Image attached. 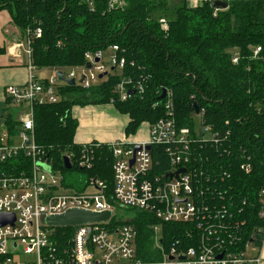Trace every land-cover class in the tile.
<instances>
[{
    "label": "trees",
    "instance_id": "trees-1",
    "mask_svg": "<svg viewBox=\"0 0 264 264\" xmlns=\"http://www.w3.org/2000/svg\"><path fill=\"white\" fill-rule=\"evenodd\" d=\"M124 1L122 7L109 9L108 0H94L93 6L86 0H0V11L8 10L25 35L27 30L42 29L30 42L36 70L83 66L87 51H105L110 45H117L119 57L127 61L121 76L109 75L88 88L65 84L58 102L35 104L37 145L61 170L64 185L80 191L98 178L107 183L110 195L114 186L111 144L85 143L92 145V163L80 166L84 143L75 140L78 120L73 107L111 102L129 115L125 131L131 135L143 123L151 125L164 116L161 95L164 89H171L180 125L195 129L197 101L204 123L220 133L218 142L193 144L202 145L203 160L197 159L196 168L202 167L204 178L209 176L206 173L215 175L217 179L210 185L226 191V197L243 207L240 217L247 223L246 238L255 232L256 245L262 247L259 192L264 183V59L254 57V49L264 46V0H229L226 9H215L209 1ZM237 52L239 62L235 64L232 59ZM125 76L140 80L144 89L121 100L114 87ZM5 127L13 142L22 121L8 115ZM2 132L0 128V138ZM152 153L155 171L162 175L169 167L164 149L153 145ZM66 155L72 162L70 169L64 165ZM245 162L251 164L249 172L241 168ZM31 168L32 160L24 150L0 163V171L17 175ZM114 205L117 218L118 214L130 218H114L111 223L135 226L138 249L145 258L158 255L152 228L156 224L161 225L165 246L178 238L185 245L193 243L188 235L190 223L162 222L151 212ZM73 231L72 227H55V240L64 243Z\"/></svg>",
    "mask_w": 264,
    "mask_h": 264
},
{
    "label": "built area",
    "instance_id": "built-area-1",
    "mask_svg": "<svg viewBox=\"0 0 264 264\" xmlns=\"http://www.w3.org/2000/svg\"><path fill=\"white\" fill-rule=\"evenodd\" d=\"M86 1L94 5V0ZM188 1L201 4L213 0ZM124 4V0H108L109 9ZM41 33L40 27L33 33L27 30V81L8 85L5 89L6 96L16 105H25L27 111L13 142L9 141L7 131L2 132L0 163L24 150L32 160V168L28 173L18 175L0 171V214L15 215L14 223L0 224V264H262L261 247L256 245L255 232L251 233L250 239L246 238L247 223L240 217L243 207L239 208L234 198L226 197V191L218 190L213 184L212 188L210 181L215 175L206 173L209 176L204 178L202 167L196 168L197 159L203 160L202 145L198 148L193 144L218 142L220 133L204 123L202 110L197 114L194 130L180 125L171 89H166L163 97L164 116L150 125L149 140L110 143L114 156V186L110 195L107 183L98 178H93L80 191L63 184L61 170L54 166L35 139L34 105L58 102L61 86L67 84L59 80L58 69L53 70L49 77L41 79L37 76L30 42L31 36H40ZM118 50L117 45H110L105 51H87L86 64L91 62V67H86V64L72 67L63 71L64 75L75 78L77 84L86 88L108 79L109 75L121 76L127 61L119 57ZM263 52L264 46L257 45L254 57L264 59ZM232 61L235 64L239 62L238 52ZM104 73L106 75L100 78ZM143 89L140 80L126 76L114 87L121 100L129 98L130 90ZM153 145L162 147L167 157L169 167L162 175L155 171L157 163L152 153ZM136 146L140 148L136 150ZM89 148L92 145H83L80 166L92 163ZM181 168L185 171L176 174ZM241 168L249 172L251 164L245 162ZM170 172L174 173L173 177H166ZM259 199V216L264 219V183ZM113 201L124 208L151 212L162 222L190 223L192 227L188 235L193 243L185 245L178 238L165 246L161 225L156 224L152 228L158 255L152 253L150 258L143 257L138 249L135 226L128 222L111 223L117 218ZM70 208L95 212L109 210L112 215L105 222L73 226L74 231L68 239L64 243L57 242L55 227L49 226L45 220Z\"/></svg>",
    "mask_w": 264,
    "mask_h": 264
},
{
    "label": "crops",
    "instance_id": "crops-1",
    "mask_svg": "<svg viewBox=\"0 0 264 264\" xmlns=\"http://www.w3.org/2000/svg\"><path fill=\"white\" fill-rule=\"evenodd\" d=\"M28 39L23 31L13 23L10 12L6 9L0 11V128L1 122L4 121L3 132L6 131L5 120L8 115L15 119L22 120L27 111L25 105H16L11 100L7 101L5 89L11 84H24L28 79V61L26 47ZM36 70V74H37ZM52 71V70H51ZM52 73V72H51ZM38 75V74H37ZM39 77V76H38ZM48 77V76H47ZM40 78V77H39ZM46 78V77H44ZM111 103V102H110ZM113 104V103H111ZM88 104L78 105L81 107L74 112L75 105L72 110L73 116L78 120V127L75 140L78 143H138L145 141L138 131L135 134L127 135L126 126L129 122V115L121 113L117 108L111 105ZM109 107V116L115 119L112 126L102 131L98 120L104 115L102 108ZM15 109L16 114H15ZM77 109V108H76ZM78 114V115H77ZM147 123V122H145ZM149 124V123H148ZM150 126V124H149ZM2 129V128H1ZM139 130V129H138ZM149 133V131H148ZM262 264H264V242L261 247Z\"/></svg>",
    "mask_w": 264,
    "mask_h": 264
},
{
    "label": "water",
    "instance_id": "water-1",
    "mask_svg": "<svg viewBox=\"0 0 264 264\" xmlns=\"http://www.w3.org/2000/svg\"><path fill=\"white\" fill-rule=\"evenodd\" d=\"M211 5L213 8L217 9H226L229 5V3L225 0H213L211 2ZM96 61H99V58H96ZM86 67H91V62H87ZM59 80L66 82L68 85H76L77 81L75 78H67L64 75L63 70L59 69L56 72ZM106 73L101 74L100 78H102ZM84 79V76L80 79V82H82ZM129 92L134 93V90H130ZM166 89L163 90V93L161 95V98L165 97ZM194 108L196 111V114H199L201 111L200 106L198 105L197 101L194 102ZM29 143V142H28ZM140 146H136V150L139 149ZM148 149L151 148L150 145L147 146ZM134 162V159H132L131 163ZM64 165L66 168L70 169L72 168V162L69 156H64ZM48 168V167H47ZM181 171H185V168H181L179 171H177L176 174L180 173ZM174 173H167L166 177H173ZM112 212L102 211V212H95L91 210H86L82 208H70L66 210L65 212L61 214H55L50 215L46 218V223L49 226L52 227H73L76 225L86 224V223H94V222H105L108 221L111 218ZM7 222L14 223L15 222V215L14 214H0V224H6Z\"/></svg>",
    "mask_w": 264,
    "mask_h": 264
},
{
    "label": "rangeland",
    "instance_id": "rangeland-1",
    "mask_svg": "<svg viewBox=\"0 0 264 264\" xmlns=\"http://www.w3.org/2000/svg\"><path fill=\"white\" fill-rule=\"evenodd\" d=\"M25 42H27V39H25ZM52 71H51V69H48V68H44V69H42V70H38L37 71V74H38V76L42 79V78H44V77H49V76H51L52 75V73H51ZM107 104H111V103H107ZM104 105V104H103ZM112 106H113V104H111ZM115 106V105H114ZM76 108H74V112H75V110H76V112H77V110L80 108L81 109V107L80 106H75ZM111 109V108H110ZM109 109V107H103L102 108V110H103V113H104V115L98 120V122L100 123V127H101V130L102 131H104V130H106V129H108V130H110L108 127L109 126H112L113 124V122H115V119H113L111 116H109V113H108V111L110 110ZM16 109H15V114H16ZM78 115V114H77ZM2 119H0V121H1ZM1 128H2V130H3V128H4V121H2L1 122ZM148 131H149V133H148ZM138 133H140L143 137H145V141H147V140H149V138H150V126H149V124L148 123H143L141 126H140V128H139V130H138ZM91 190V189H90ZM122 210H124V208H122ZM130 218V216H129V214H123V215H121V214H118V218L117 219H121L122 221L124 220H128Z\"/></svg>",
    "mask_w": 264,
    "mask_h": 264
},
{
    "label": "bare ground",
    "instance_id": "bare-ground-1",
    "mask_svg": "<svg viewBox=\"0 0 264 264\" xmlns=\"http://www.w3.org/2000/svg\"><path fill=\"white\" fill-rule=\"evenodd\" d=\"M25 36H26V35H25ZM54 69H55V68H54ZM54 69H53V70H54ZM37 76H38V75H37ZM35 106H36V105H35ZM11 136H12V135H11ZM10 138H11V137H10ZM10 140H11V139H10ZM22 151H23V150H22Z\"/></svg>",
    "mask_w": 264,
    "mask_h": 264
}]
</instances>
